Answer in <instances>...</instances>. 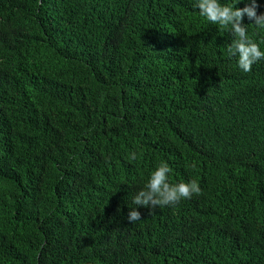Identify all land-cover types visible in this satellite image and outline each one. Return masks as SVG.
Returning <instances> with one entry per match:
<instances>
[{
  "label": "trees",
  "instance_id": "16d2710c",
  "mask_svg": "<svg viewBox=\"0 0 264 264\" xmlns=\"http://www.w3.org/2000/svg\"><path fill=\"white\" fill-rule=\"evenodd\" d=\"M232 40L190 0H0V264H264V60ZM161 161L200 194L129 223Z\"/></svg>",
  "mask_w": 264,
  "mask_h": 264
},
{
  "label": "clouds",
  "instance_id": "9594fccd",
  "mask_svg": "<svg viewBox=\"0 0 264 264\" xmlns=\"http://www.w3.org/2000/svg\"><path fill=\"white\" fill-rule=\"evenodd\" d=\"M241 3L243 7L236 6ZM190 6L209 24L232 34L233 40L226 46L225 53L236 58V66L242 72L251 71L255 63L264 60V48L251 38L248 28L242 23L246 19L250 22L247 25H252L258 32L264 31V11L258 13L260 5L257 0H231L230 3H222L221 0H190ZM136 156L134 151L128 153L132 160ZM170 171L168 163L163 161L151 170L143 187L131 198L132 207L126 216L129 223L141 220L137 210L140 207L148 208L151 212L154 208L170 207L200 194L201 189L195 180L172 183Z\"/></svg>",
  "mask_w": 264,
  "mask_h": 264
}]
</instances>
